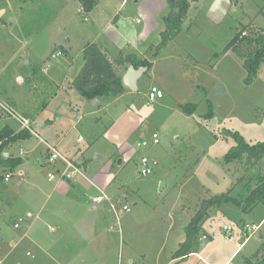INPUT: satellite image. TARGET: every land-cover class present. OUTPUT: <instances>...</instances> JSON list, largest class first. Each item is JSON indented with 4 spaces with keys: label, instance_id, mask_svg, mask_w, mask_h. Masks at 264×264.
Listing matches in <instances>:
<instances>
[{
    "label": "rangeland",
    "instance_id": "374dc122",
    "mask_svg": "<svg viewBox=\"0 0 264 264\" xmlns=\"http://www.w3.org/2000/svg\"><path fill=\"white\" fill-rule=\"evenodd\" d=\"M107 1L116 3L121 0H102L99 11ZM166 1L138 0L134 3V0H125L116 10L115 21L122 23L125 35H136L144 30L148 40L155 43L158 41L154 33L158 26L157 17L164 10L168 13ZM23 5L18 10L17 5L13 6L15 9L11 11L17 13L7 21L1 19L4 9L0 8V100L10 104L16 116L13 119L0 115V128L9 119L15 120L20 129L23 123L30 127L33 138L23 146L28 151L29 162L5 172L11 174L9 185L20 186L23 180H31L37 184L39 192L36 197L23 184L22 189L18 188L19 192L11 191L2 179L0 264H57L55 259L61 256L57 251L59 247L72 250L66 246L70 243L78 245L79 240L66 226L51 231L48 226L54 228V221L44 217L46 209H53L56 202L62 211L72 208L74 202L66 200L72 196L79 201L80 207L75 205V210L70 211L93 217L98 214L100 220L108 211L102 209L104 204H97L98 210L94 212L93 197L112 196L117 192L119 197L126 198L130 212L119 214L121 233L108 230V226L115 223L111 214L110 222L107 220L103 227L97 225L98 232L92 234L94 244L104 246L102 242L106 241L105 250L99 252L106 260L104 264H118L120 237L125 236L123 230L130 221L134 225L147 226L155 213L163 215L170 210L179 211L181 204L193 209L197 197L206 191L214 196L230 189V196L239 201L248 194L244 184L250 181L253 186L254 178L264 175V157L247 173L235 161L225 163L223 157L234 146V141L224 139L222 133L223 130L238 132L250 144L264 141V63L256 77L245 83L247 73L242 61L232 53L223 54V49L241 26L252 22L264 29V0L190 1L180 33L155 58L153 67L140 76L136 82L137 90L133 92L127 88L120 98L100 101L98 105L84 101L72 86L71 79L80 59L72 68L68 67V56L52 60L45 73L50 82L41 80L38 69L46 67L50 54L57 50L55 46L47 50V23L60 11V6L58 2L40 0H30ZM68 7L62 15L60 11L61 16L65 15L62 20L69 19L64 36L81 38L89 27L91 15L77 12L75 5ZM26 39H34L36 45L32 52L38 57L35 60L30 56L18 59L17 63L28 59L30 64L16 69L11 55L18 48L19 41ZM119 71H124V67ZM31 72L34 79L25 82L19 100L15 101L8 91L11 94L12 90L17 92L18 86L23 84L18 79L27 80ZM153 84L159 87L164 97L148 102L147 92ZM5 94L11 97L7 98ZM190 104L196 106L195 113L184 114L180 106ZM209 106L213 113L211 118L206 117ZM47 120L52 124L40 131L39 124ZM153 133L158 135L159 144L138 149L137 143ZM44 140L49 145L56 144L62 157L71 159L75 169L79 170L71 183L82 178L85 184H75L78 188L70 187L66 193L61 190L53 192L58 180L49 182L47 179L52 167L46 163L43 165L48 153H45ZM142 157L155 162L151 174L145 177L138 173ZM23 168L28 169L25 176L21 171ZM241 177L245 178L244 184H237ZM64 196L66 199H62ZM38 197L39 204L29 206L28 202L32 203ZM226 208L228 217H218L212 227L221 236L223 226H230L233 234L239 231L243 216L248 225L255 227L264 216V204L245 213L237 211L233 204ZM27 212L34 215L29 225L14 230V220ZM59 219L65 220V217ZM79 235L81 238L85 236L83 232ZM249 235L250 246L253 248L255 243L256 249L261 247L260 252L264 253V225ZM58 237L61 239L56 245ZM67 237H71V242ZM71 252L67 251L66 255L69 257ZM126 259L122 255L123 264Z\"/></svg>",
    "mask_w": 264,
    "mask_h": 264
},
{
    "label": "crops",
    "instance_id": "0c3cea01",
    "mask_svg": "<svg viewBox=\"0 0 264 264\" xmlns=\"http://www.w3.org/2000/svg\"><path fill=\"white\" fill-rule=\"evenodd\" d=\"M40 1H44L46 3L49 1H51L52 3L58 2L60 6L59 10L61 11V15L64 9H68L69 8L68 6H72V5L76 6L77 12L83 13L77 0H40ZM29 2L30 0H3L2 1L3 6L1 9L4 10L2 11L3 14L1 15V19L5 21L9 20L14 13H17L15 11L14 12L11 11V9H15L12 8L13 6L17 5L16 10H18L24 7L23 4L25 3L27 4ZM101 2L102 0H99L96 7L90 13H87L91 15V18L88 20L90 24L86 33H84L81 38H77L74 36H67V35L64 36V33L67 32L65 26L69 25V19H67L66 17L65 20H62V18L65 15L61 16L60 11H58L55 17H53L51 21L47 23L48 24L46 28V33L48 37L47 44L49 43L47 50H49L51 46H55L54 47L55 49L61 51L62 53L61 56L63 55L68 56V58L70 59V63L68 64L69 68H72L73 63H77L79 59L81 60L80 65H78L77 69L75 70V74L71 79V83L75 78V76L77 75V73L79 72L80 68L83 66L85 59L83 55V50L87 44L97 45V47L107 56V58L110 61H114L119 57L124 58L126 56H134L136 57V59H146L151 65L149 69L145 68V71L141 76H143L153 67L155 58H158L160 54L164 50H166L170 45L169 43L167 47L163 49L156 57H153L152 49L159 43V34L164 29L161 19L166 15V10H164V12L157 17L158 26L154 30V33L156 34V38L158 39V41L156 42L155 40V43H153L152 41L148 40L149 38L146 35L147 31L141 30L136 35L132 34L130 36H127L122 32L123 25L122 23H119V21H115L117 18L114 16L116 15L117 8H120L124 4L125 0H121L116 3L107 1L105 7H103L102 10L99 11ZM137 2L138 0H134V3ZM34 45H36L34 39L31 40L26 39L22 42L19 41L18 48L11 55L12 60L14 61L13 63L14 68L18 69L20 68L21 65L24 68L28 67L27 64L28 63L30 64V60L28 59L22 60L21 64L17 63L18 59L22 57L25 58L30 56L31 58H33V60H35V58L38 57L37 53L32 52L33 50L32 48ZM25 61L27 62L25 63ZM123 67H124V71H119V68H123ZM130 67L133 68L131 65L125 64L124 66L118 68V74L122 77V79L128 68ZM49 68L50 65L49 67L40 68L41 70L38 69V72L42 75L41 80L43 82H47V81L50 82L47 74H45ZM36 69L37 68H35L34 70L37 71ZM32 74L33 72L28 74L27 80H24L22 78L18 79V81L19 80L23 81V84L18 86L17 92L12 90V94H11L8 91L9 95H13L12 97H14L15 101L19 100L18 99L20 97L19 92L21 91L20 89L25 84V82H29L31 81V79H34L35 76ZM151 86H157V85L153 84ZM69 88H72V86ZM125 89L127 88L125 87ZM8 94H5V97L7 98L11 97L8 96ZM108 100L110 99H96L95 101H89V100H84V101H89L93 105L94 104L98 105L100 101L104 102ZM57 120L59 121V118H57ZM33 122L34 121H32V123ZM51 124L52 121L50 120L45 121L44 124H39L40 131H43V129H45L46 126H49ZM3 126L8 127L14 133H18L21 130L20 125L15 120L12 119L6 121V125ZM32 138L33 136L31 134L30 139L27 140H31ZM27 140H21L10 144L6 148L5 150L6 152L3 153V157L20 159L22 161L20 167L26 165L29 162V159L27 157L28 151L25 150L23 146L26 142H28ZM44 141H45L44 142L45 153L46 151H48L49 147H54L55 149L58 148L56 144L49 145L47 143V140ZM60 155L63 156L62 154ZM66 159L69 161L71 160L69 158ZM45 163L46 162H44L43 165ZM17 168H19V166ZM5 171H0V176L2 178L6 174ZM21 171L23 172V176H25L26 173L28 172V169L23 168V170ZM10 179L7 182L3 180V183H5V185H7L11 191L17 190L19 192L18 188L22 189V186H25L26 189L32 195L34 194V196L37 197L36 194L39 192V187L37 186V184L31 182V180H23V183H21L23 184L22 186L21 184L20 186L19 184L9 185ZM77 180H78L77 182H73V183H71V181L68 182L64 180H58L56 181V185L53 188V192L56 190H61L62 192H65V190L70 189V187L78 188L76 185H78L79 183L85 184L82 178H78ZM107 196L114 199H117L119 197L117 192L113 193L112 196L110 195ZM212 196L213 195H211L209 191H206L205 194L197 197L193 209L186 207V205L184 204H181L179 211L170 210L163 215L155 213L153 215V218H149L150 221L147 222L148 223L147 226L134 225L130 221L129 223L130 225L124 227L123 233H125V236H123L122 239L120 237V244L118 248V253H119L118 264H123L122 255H124L127 258L125 264H244L245 260H249L252 263H255L253 260L256 259L255 255L257 253V249H256L257 244L253 243L252 245L253 248H252L250 246V240H251L250 235L248 236L244 235L245 233L243 231V226L248 224L245 221V216L244 218L242 217V220L244 222L242 221L241 226H239L240 228L239 231L233 234L232 238L226 237L223 232H221L222 233L221 236L217 234L216 230L212 228L214 225L213 222L218 217L220 216L228 217L227 215L228 208L226 207L231 203L224 204L219 208L209 209L207 211L206 217L202 220L200 224V233L198 235V240H197L198 245L196 250H194L190 255L186 257L173 258V254L177 251L179 245L183 243L185 240V228L189 224L191 218L198 211L201 201L209 199ZM246 197L247 196L243 197L240 200L243 201ZM62 199H66V197L64 196V198ZM66 200L74 202L72 208L70 209L67 208L65 211H62L58 209L57 206L59 205V203L56 202L55 204H53L54 207L53 209L49 207V209H46V213L44 211L45 214L44 213L43 214L45 218H50L51 221H54L53 222L55 225L54 228L48 226V228L51 231L56 232V230L58 229L62 230V228L66 226L70 231H72L71 233L73 237L79 240V244L72 245V243H70L72 246L71 245L66 246L67 249H70V247H72V250H66L64 247L61 248L57 246L59 247L57 251L61 254V256H58L59 259H55V262L57 264H97V263L104 264L106 260H103V254L99 255V252H101L102 249L105 250L106 241L102 242L104 246H102V244H97L98 245L97 246L96 244H94V241H92V234L98 232L99 228H97L98 227L97 225L100 224V226L103 227L104 225H107L108 221L110 222L111 213L109 209L105 205L104 208L102 207V209L104 210L107 209L108 213L107 215L103 216L102 219L100 220V215L98 214L97 216L93 217L90 214L89 216H87L88 214L82 215L81 213H74L70 211V210H75L74 208L76 206L80 207L79 201L74 196ZM39 202H40V197L36 198V200H32V203H30V201L28 203L29 206L36 207L39 204ZM16 205L17 203L14 205L12 209H14ZM93 205H94L93 211L97 212L98 210L97 205L96 204ZM234 207L235 209H237V211L238 210L241 211L239 207L236 206ZM65 214L70 216L76 215V217L73 219L71 217L66 216ZM78 214L80 217L78 216ZM64 217L65 220L59 219ZM164 224L165 225L167 224L168 226L166 227ZM263 225H264V216L262 217L260 223L257 225V228H261ZM31 227L29 229H31ZM152 229L153 231H149ZM81 232L85 234V236L84 237L82 236V238L81 235H79L81 234ZM202 236H205L206 239L202 240ZM58 238L55 239L56 245L57 242L61 239L60 237ZM67 241L71 242V237L70 238L67 237ZM259 241L260 240H257L258 243ZM52 244H54V241ZM53 247L54 246H52V248ZM40 249L43 250V248ZM67 251H72L69 257L68 255H66Z\"/></svg>",
    "mask_w": 264,
    "mask_h": 264
},
{
    "label": "trees",
    "instance_id": "16d2710c",
    "mask_svg": "<svg viewBox=\"0 0 264 264\" xmlns=\"http://www.w3.org/2000/svg\"><path fill=\"white\" fill-rule=\"evenodd\" d=\"M2 1L0 0V8L3 6ZM98 1L77 0L83 13L86 14L96 7ZM190 1L193 0L166 1L168 13L161 19L164 29L159 34V43L152 49L153 57H156L180 33ZM226 53H232L242 61V67L247 73L244 82L250 83L264 63V29L258 28L252 22L241 26L223 49V54ZM83 55L85 57L83 66L73 79L72 86L80 97L89 101L113 99L124 94L125 86L122 77L118 74L119 67L129 64L137 70L139 68L149 69L151 65L146 59H136L134 56L119 57L114 61H110L95 44H87L84 47ZM209 107L207 118H211L213 115L211 106ZM180 109L184 114L193 115L196 106L190 104L180 106ZM222 133L224 139L232 138L234 141V146L223 157L225 163L235 161L247 173L264 157V141L250 144L238 132L223 130ZM30 137L31 132L28 129H21L18 133H14L8 127L3 126L0 128V171L15 169L21 165L22 161L20 159L4 158L3 153L10 144L30 139ZM2 179L0 176V183ZM244 181L245 178L241 177L237 180V184H244ZM253 184L251 186L250 181L244 184L248 195L243 201L231 198V190L201 201L198 211L185 228V240L179 245L177 251L173 254V258L186 257L196 250L200 224L209 209L219 208L224 204L231 203L239 207L242 213H245L258 204H264V175H257ZM260 251L261 247L255 255L256 258H259L257 262L252 263L245 260L244 264H264V253Z\"/></svg>",
    "mask_w": 264,
    "mask_h": 264
},
{
    "label": "built area",
    "instance_id": "2783aa9c",
    "mask_svg": "<svg viewBox=\"0 0 264 264\" xmlns=\"http://www.w3.org/2000/svg\"><path fill=\"white\" fill-rule=\"evenodd\" d=\"M62 55L61 51L56 50L52 52L49 56V61L46 67H49L50 62L52 60H56ZM163 97L162 91L157 86H150L147 92V100L148 102H155L158 99ZM4 114L7 117H11L16 119L15 111L12 106L5 101L0 100V115ZM22 129H28L31 132L29 126L26 123L22 124ZM80 141V138L78 139ZM159 144L158 135L156 133L151 134L148 139H142L137 143L138 149H145L149 146H156ZM46 164L52 167V170L48 173L47 179L49 182H53L55 180H64L71 181L78 174L79 170L75 169V166L71 163V161L63 158L59 152L54 147L48 148V153L46 157ZM155 165L154 161H150L146 157H142L140 160V164L138 167V173L141 177L148 176L151 174L153 170V166ZM18 175H22V172H18ZM11 178L10 173H6L3 177V180L7 182ZM124 196H121L117 199L111 198L106 194L97 195L91 199L93 204H104L109 211L111 212L113 218H115V223L109 226V231H119L120 232V222H119V214L130 212V207L128 206ZM34 218V215L30 212H27L25 215L18 216L13 222V229L19 230L24 226L29 225L31 220ZM118 227V229H117ZM257 227L254 225H244L243 231L244 235L248 236L251 232H253ZM225 236L228 238H232V228L230 226H223L222 228ZM206 237L202 236V240H205ZM29 255V254H27Z\"/></svg>",
    "mask_w": 264,
    "mask_h": 264
},
{
    "label": "water",
    "instance_id": "95a60500",
    "mask_svg": "<svg viewBox=\"0 0 264 264\" xmlns=\"http://www.w3.org/2000/svg\"><path fill=\"white\" fill-rule=\"evenodd\" d=\"M145 68H139L137 70L133 69V68H128V70L126 71L125 75L123 76L122 82L123 85L130 89L131 91L135 92L137 90L136 87V82L138 80V78L144 73ZM95 101V100H93ZM244 218V216H243Z\"/></svg>",
    "mask_w": 264,
    "mask_h": 264
}]
</instances>
